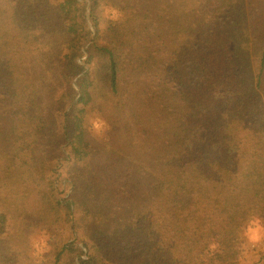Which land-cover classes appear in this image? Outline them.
I'll return each instance as SVG.
<instances>
[{"label": "trees", "instance_id": "16d2710c", "mask_svg": "<svg viewBox=\"0 0 264 264\" xmlns=\"http://www.w3.org/2000/svg\"><path fill=\"white\" fill-rule=\"evenodd\" d=\"M100 91L111 127L92 166ZM23 194L39 256L11 206ZM252 216L264 0H0V264H240Z\"/></svg>", "mask_w": 264, "mask_h": 264}, {"label": "rangeland", "instance_id": "374dc122", "mask_svg": "<svg viewBox=\"0 0 264 264\" xmlns=\"http://www.w3.org/2000/svg\"><path fill=\"white\" fill-rule=\"evenodd\" d=\"M86 17H87V11H86ZM88 24H89V27L92 28L91 23L88 22ZM93 113L99 114L100 116L103 117V115L101 114V91L96 97L94 96V100H92V102L88 105L86 109L85 125L87 124V117ZM119 118L122 119L121 116ZM104 119L108 123H110V121L107 118H104ZM117 122L118 120L116 121V123ZM118 126L119 125H116L115 130H117ZM86 130H87V127H86ZM87 135H88V138L90 140L92 147L96 150V155L93 156V159L95 158V160L94 162L91 163L92 166H96V164H98L99 160L101 159V142L107 139L108 133L102 139L94 138L92 135H90L88 130H87ZM119 140H120V137H117L116 141H119ZM11 206L14 207V213L18 212L22 218V221H25L27 224L23 243L24 241L26 242V240H29L31 242L32 237L35 235H38V228L40 226L39 220L36 219L35 211L37 208V203L34 201L33 195L23 194L20 199V202H18L15 205H11ZM8 209L9 208H7L6 210ZM14 213H12V217ZM15 217H18V216H15ZM21 218L19 220L14 221V224L17 223V225H15L16 230H19L22 228V225L19 223ZM263 256H264V244L257 245V246H249L246 250L244 249V253L242 255L243 264H263L262 262ZM242 259H241L240 264H242Z\"/></svg>", "mask_w": 264, "mask_h": 264}, {"label": "clouds", "instance_id": "9594fccd", "mask_svg": "<svg viewBox=\"0 0 264 264\" xmlns=\"http://www.w3.org/2000/svg\"><path fill=\"white\" fill-rule=\"evenodd\" d=\"M102 13L106 20L112 22H119L123 16L122 11L112 6L111 4L102 5ZM87 130L94 138H104L110 130L109 123L99 114L93 113L87 117ZM242 249H247L249 246H257L264 244V219L259 216H252L248 219L247 223L243 226L241 233ZM48 236L46 233L41 232L35 235L31 239L32 248L34 249L33 255L39 256V254L47 247ZM215 248L216 245H211ZM242 259V257H241ZM243 264V259H242Z\"/></svg>", "mask_w": 264, "mask_h": 264}]
</instances>
